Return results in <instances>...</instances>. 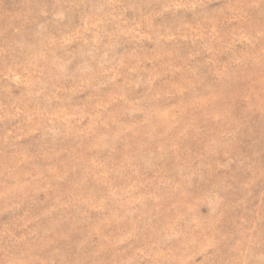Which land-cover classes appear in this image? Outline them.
I'll return each instance as SVG.
<instances>
[{
    "label": "rangeland",
    "instance_id": "374dc122",
    "mask_svg": "<svg viewBox=\"0 0 264 264\" xmlns=\"http://www.w3.org/2000/svg\"><path fill=\"white\" fill-rule=\"evenodd\" d=\"M0 264H264V0H0Z\"/></svg>",
    "mask_w": 264,
    "mask_h": 264
}]
</instances>
